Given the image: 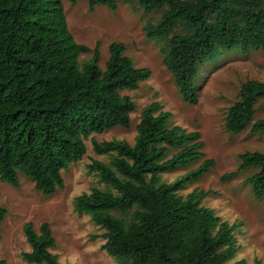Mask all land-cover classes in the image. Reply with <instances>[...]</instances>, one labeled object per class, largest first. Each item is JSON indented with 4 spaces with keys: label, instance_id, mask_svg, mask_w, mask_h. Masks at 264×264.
<instances>
[{
    "label": "trees",
    "instance_id": "16d2710c",
    "mask_svg": "<svg viewBox=\"0 0 264 264\" xmlns=\"http://www.w3.org/2000/svg\"><path fill=\"white\" fill-rule=\"evenodd\" d=\"M86 1L91 10L96 5L115 10L118 1L133 0ZM138 2L146 13L161 11L158 22L147 23L144 32L148 39L164 42L163 64L189 105L198 102L196 79L203 60L214 58L219 50H264V0ZM108 50L104 69L98 66V47L80 67L79 55L90 49L74 40L61 0H0L1 181L18 187L21 171L35 190L52 195L63 187L61 171L85 155L89 135L130 126L136 105L121 91L136 90L151 72L134 66L123 43L113 42ZM259 99H264V82H243L238 100L227 109L225 130L233 135L247 128L253 134L264 133V119L254 121ZM170 116L153 102L141 113L132 145L125 140H93L96 154L112 155L108 164L93 160L89 165L106 188L76 197L75 211L90 215L105 230L102 248L121 262L226 264L236 249L237 226L201 204L207 193H178L199 181L215 162L204 158L200 133L169 126ZM201 159L197 168L174 182L161 181V174ZM239 159L241 170L257 169L247 181L253 194L264 198V154L246 151ZM5 214L0 206V225ZM23 229L31 248L22 254L26 263L59 264L50 251L56 243L48 223L40 225L39 233L31 223Z\"/></svg>",
    "mask_w": 264,
    "mask_h": 264
},
{
    "label": "rangeland",
    "instance_id": "374dc122",
    "mask_svg": "<svg viewBox=\"0 0 264 264\" xmlns=\"http://www.w3.org/2000/svg\"><path fill=\"white\" fill-rule=\"evenodd\" d=\"M61 3L74 40L90 49L79 55L80 67L92 58L98 47V66L104 69L109 45L120 42L134 66L148 68L151 73L136 90L121 91L136 105L130 114V126H116L101 134L89 135L84 140L85 155L61 171L64 184L55 193L44 195L35 190L34 182L21 171H17L18 187L0 180V206L6 210L0 225V259L6 264H28L22 254L31 248L23 227L31 223L33 230L39 233L40 225L48 223L56 243L50 251L57 255L59 264H129L103 250L106 240L101 235L105 230L96 226L90 215L75 211V199L92 188H106L97 173L89 170V165L93 160L108 164L112 155L96 154L92 141L125 140L132 145L142 111L157 102L160 110L171 114L169 126L200 133L204 158L215 162L199 181L186 184L178 193L183 197L194 190L207 193L201 204L213 209L222 220L237 226L234 230L236 249L226 264L239 260H244L245 264L259 260L264 264V198L256 197L247 181L257 169L239 168L242 153L257 151L264 154V133L253 134L247 128L233 135L224 127L227 109L238 100L240 85L250 79L264 82V50L248 53L219 50L214 58L203 60L196 79L198 102L189 105L183 101L163 64L160 49L164 42L148 39L144 32L147 23L158 22L161 11L146 13L138 0L118 1L115 10L105 5H96L91 10L86 0H61ZM175 33H179V29ZM255 109L254 121L264 119V99L257 101ZM173 152L171 150L169 156ZM203 159L187 168L161 174L160 179L174 182L197 168ZM230 173H233L231 177L223 179ZM132 211L125 216H130ZM112 214L121 217L117 211Z\"/></svg>",
    "mask_w": 264,
    "mask_h": 264
}]
</instances>
